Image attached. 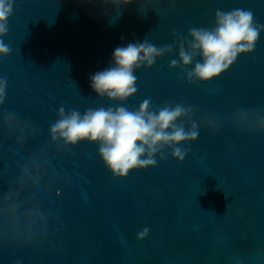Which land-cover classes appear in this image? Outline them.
I'll list each match as a JSON object with an SVG mask.
<instances>
[{
  "label": "water",
  "instance_id": "95a60500",
  "mask_svg": "<svg viewBox=\"0 0 264 264\" xmlns=\"http://www.w3.org/2000/svg\"><path fill=\"white\" fill-rule=\"evenodd\" d=\"M13 7L0 38L12 49L0 57V264H264V31L253 51L208 82L189 83L179 57L189 29L213 28L217 10H250L264 25V0ZM145 39L173 50L136 70L138 91L123 104L97 96L90 76L111 66L116 47ZM196 62L202 56L188 70ZM145 99L157 113L165 103L192 108L199 136L179 145L190 149L183 162L165 149L155 167L115 177L98 143L51 138L61 107L139 110Z\"/></svg>",
  "mask_w": 264,
  "mask_h": 264
},
{
  "label": "clouds",
  "instance_id": "9594fccd",
  "mask_svg": "<svg viewBox=\"0 0 264 264\" xmlns=\"http://www.w3.org/2000/svg\"><path fill=\"white\" fill-rule=\"evenodd\" d=\"M120 2L127 5L132 0ZM13 11V0H0V38L9 31L8 21ZM109 23L111 25L114 21L110 20ZM262 31L264 25L255 21L253 12L239 8L229 12L217 10L215 26L211 29H189L192 39L185 41L182 38L184 42L179 48L188 82H208L220 76L233 65L238 54L253 51ZM172 50L171 45L157 48L146 39L118 46L113 52L111 66L90 76V87L100 98L107 97L123 104L138 91L136 70L143 66L152 67L158 57ZM11 52L10 45L0 39V57H7ZM197 56H202L203 62H196L194 69L188 70ZM171 67L181 65L173 60ZM6 87L7 78H0V104L4 103ZM122 104L115 108H90L83 115L76 110L66 114L61 107L60 118L51 127V138L72 146L84 140L98 143L99 155L115 177H127L134 169L155 167L157 154L161 160L167 159L165 149H171L175 159L184 161L190 149L179 145L194 142L199 136V125L190 117L191 107L165 103L157 113L151 109L150 99H145L139 110H129ZM14 118L8 116L9 120ZM184 118L188 119L190 130L186 131L182 122ZM258 127L264 130V119L259 121ZM148 235L149 230L145 228L139 233L138 239L142 241Z\"/></svg>",
  "mask_w": 264,
  "mask_h": 264
}]
</instances>
